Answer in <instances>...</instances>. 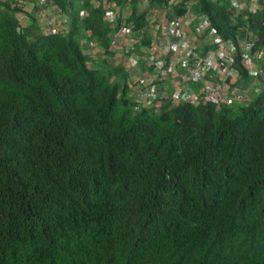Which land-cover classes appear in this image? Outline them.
Wrapping results in <instances>:
<instances>
[{"label": "trees", "instance_id": "obj_1", "mask_svg": "<svg viewBox=\"0 0 264 264\" xmlns=\"http://www.w3.org/2000/svg\"><path fill=\"white\" fill-rule=\"evenodd\" d=\"M8 1L0 264H264V91L247 107L136 112L92 0H51L67 37L42 34L30 12L40 0ZM196 1L224 41L240 34L227 3ZM23 8L25 26L15 16ZM85 40L102 49L97 61L84 57Z\"/></svg>", "mask_w": 264, "mask_h": 264}, {"label": "built area", "instance_id": "obj_2", "mask_svg": "<svg viewBox=\"0 0 264 264\" xmlns=\"http://www.w3.org/2000/svg\"><path fill=\"white\" fill-rule=\"evenodd\" d=\"M117 1L92 0L91 6L103 11V20L112 28V58L108 62L129 76L126 84L136 107L159 114L165 105L221 107L248 100V92L236 87L238 72L233 66L239 54L247 73L264 72V32L254 34L250 27L264 25V0H219L230 6V22L241 34L230 41H224L207 16L197 11L196 0H163L160 4H156L157 0H138L135 11L143 16L139 27L132 15L133 0ZM7 3L15 8V0ZM39 5H45L53 14L47 26L41 23L43 34L65 35L66 20L58 6L51 0H40ZM33 6L31 14L40 13ZM27 12L29 8L15 13L23 26L29 20ZM80 16L87 17V13L81 11ZM86 51L96 61L102 53L100 46L93 43L87 44Z\"/></svg>", "mask_w": 264, "mask_h": 264}, {"label": "clouds", "instance_id": "obj_3", "mask_svg": "<svg viewBox=\"0 0 264 264\" xmlns=\"http://www.w3.org/2000/svg\"><path fill=\"white\" fill-rule=\"evenodd\" d=\"M16 1V0H15ZM17 1H20V0H17ZM2 4H5V3H3V2H0V6L2 5ZM7 5H8V3H6ZM6 5V6H7ZM37 8H39L38 10H39V12L40 13H36V14H33L32 16L37 20V22H39L40 23V25H41V28H43V26H42V24L43 23H45V26H47L46 25V21H47V19L48 18H53V14L52 13H50L49 12V10H48V8L44 5V7L43 6H41V7H36L35 9H37ZM59 8V7H58ZM60 9V8H59ZM81 13V12H80ZM15 16H16V14H15ZM62 18L63 19H65L66 20V23H65V30H66V33H65V35H58V36H63V37H67V35H68V33H69V31H68V18H66L64 15L62 16ZM42 23V24H41ZM42 34H43V32H42ZM89 34V33H88ZM44 35V34H43ZM90 35V34H89ZM45 36V35H44ZM235 38V37H234ZM234 38H232V39H230V40H234ZM225 41H227V40H225ZM233 42H235V41H233ZM83 43V51H82V53H83V55H84V57H88V56H90L88 53H89V51H86V46H87V44L88 43H93L92 41H89V40H85V41H83L82 42ZM93 44H95V43H93ZM96 45V44H95ZM235 58H236V61L235 62H237L238 63V67H239V69H241L242 70V72L243 73H246V75L250 78V80H251V82H245V81H243V80H240V76L238 75V73H239V69H238V73H236L237 74V76H238V84H236V87H238L241 91H244V92H248V100L245 102V103H243V104H241V105H239V104H235V105H232V106H221V107H218V106H216V105H214V104H207V105H205V106H201V107H198V108H203V107H209V106H212V107H214L216 110H218V111H221L222 109H224L225 107L226 108H234V107H247V106H249L254 100H255V95L258 93H263V91H264V72H256V75H254V73H247L245 70H244V68L242 67V64H241V61H240V56H239V54H237V55H235ZM255 67H256V64H253ZM113 68V67H112ZM113 69H116V68H113ZM122 73H124V70H123V72ZM124 75L125 76H127L128 77V75L127 74H125L124 73ZM129 78V77H128ZM128 78L126 79V81H125V85H126V89H127V91L129 92V88H128V86H127V80H128ZM241 83V84H240ZM240 84V85H239ZM251 96H253V97H251ZM129 97H130V93H129ZM130 99H131V101H132V104L134 105V107L136 108L135 109V111L136 112H142V111H145V112H150V113H152V114H154V115H156V116H161L165 111H172V110H177V109H179V108H181V107H190V108H194V107H191V106H186V105H180V106H178V107H174V106H170V105H165L164 107H163V109L161 110V112L158 114V113H156L155 112V110H153V109H149V108H139V107H136V105L134 104V102H133V100H132V98L130 97ZM198 108H194V109H198Z\"/></svg>", "mask_w": 264, "mask_h": 264}, {"label": "crops", "instance_id": "obj_4", "mask_svg": "<svg viewBox=\"0 0 264 264\" xmlns=\"http://www.w3.org/2000/svg\"><path fill=\"white\" fill-rule=\"evenodd\" d=\"M99 1V0H98ZM100 2V1H99ZM96 10V9H95Z\"/></svg>", "mask_w": 264, "mask_h": 264}]
</instances>
